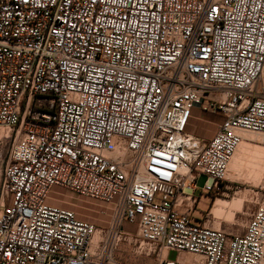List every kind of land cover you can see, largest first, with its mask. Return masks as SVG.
I'll use <instances>...</instances> for the list:
<instances>
[{
  "label": "built area",
  "instance_id": "built-area-1",
  "mask_svg": "<svg viewBox=\"0 0 264 264\" xmlns=\"http://www.w3.org/2000/svg\"><path fill=\"white\" fill-rule=\"evenodd\" d=\"M196 106L223 117L208 140ZM0 126V264H123L122 242L264 264V177L243 233L194 220L200 177L228 189L243 134L264 135V0H0ZM56 186L109 225L51 205Z\"/></svg>",
  "mask_w": 264,
  "mask_h": 264
},
{
  "label": "rangeland",
  "instance_id": "rangeland-1",
  "mask_svg": "<svg viewBox=\"0 0 264 264\" xmlns=\"http://www.w3.org/2000/svg\"><path fill=\"white\" fill-rule=\"evenodd\" d=\"M215 120V114H212L200 106H196L192 110L187 131L194 132L202 136H208L211 134L213 127H215ZM0 127L3 128L2 126ZM8 137L0 136V150H2L4 154L10 150V147L15 141L14 134L11 137L9 135ZM245 142L246 145L244 144ZM244 143V145L242 144L236 153L237 156L241 155L239 157V161L234 158V161H238V167L233 171V177H239V179L228 182V189L221 191L218 195L213 194L214 196H210L205 192L202 193L206 176L203 175L198 180L197 194L200 195V202L194 213V220L197 223H201L202 220H207L208 224L215 228L225 229L226 231L235 234H241L244 232V227L249 221L250 215L256 206L254 202L256 186L258 185L260 179L264 177V142L244 139ZM241 149H244L242 153ZM84 198L88 200L84 213L87 217H90L89 219L91 220L93 219L92 217H95L93 210L96 209L99 211L97 214L104 215V210L107 206L112 209V205L106 202L86 197ZM218 198H221L226 202L217 212H214L215 202ZM113 216L114 211L111 219L107 223V226L111 222ZM129 244L135 255L142 257V259L145 260L149 259L150 261H155L156 256L154 254H137L134 251V245L131 243Z\"/></svg>",
  "mask_w": 264,
  "mask_h": 264
},
{
  "label": "crops",
  "instance_id": "crops-1",
  "mask_svg": "<svg viewBox=\"0 0 264 264\" xmlns=\"http://www.w3.org/2000/svg\"><path fill=\"white\" fill-rule=\"evenodd\" d=\"M210 112V111H209ZM212 114L216 115V120H215V127H213V130H211V134L208 136H202L198 135L194 132H190L195 134L196 136L208 140L212 138V136L217 132L219 124L222 122L223 117L215 112H211ZM246 145V142L244 143ZM243 144V145H244ZM241 153L243 152L244 149H241ZM241 155H236L235 158L236 160L239 161V157ZM235 160V159H234ZM238 161H233L231 165V169L228 172V178L231 179L232 181H235L239 179V177H233V171L237 169L238 167ZM87 201L84 197L74 193L67 191L66 189L56 186L53 188L50 197H49V203L51 205L55 206H64L66 208L72 209L77 213V216L82 219L86 220L89 222H93L99 226H107L108 221L111 219V216L113 215V210L107 206L105 208V213L104 215L97 214L99 211L98 210H93V214L95 217H92L93 219H89L90 217H87L84 213V209L87 205ZM226 201L218 198L215 204L214 212H217L219 208L225 203ZM123 229L127 232H130L131 234H136L137 232V226L135 224H131L128 222L123 223ZM115 257L118 261L122 262L123 264H160V259L155 258V261H150L149 259L145 260L142 259V257H139L135 255L132 252V248L129 243H122L115 251ZM162 259L167 260V259H176L180 263H185V264H192L193 260V255L185 253V252H178L175 250H168L164 253Z\"/></svg>",
  "mask_w": 264,
  "mask_h": 264
},
{
  "label": "bare ground",
  "instance_id": "bare-ground-1",
  "mask_svg": "<svg viewBox=\"0 0 264 264\" xmlns=\"http://www.w3.org/2000/svg\"><path fill=\"white\" fill-rule=\"evenodd\" d=\"M9 135H10V132L7 129H3V128L0 127V136L8 137ZM244 139L250 140V141H256V142H264V135L258 134V133H252V132H245L243 134V139H242L241 143L239 144V146H238L236 152L234 153V155L232 157V160H231V162L229 164V167H228V170H227V177H228V172L231 169L232 162L234 161L235 155H236L238 149L244 143ZM215 204H216V202H215Z\"/></svg>",
  "mask_w": 264,
  "mask_h": 264
},
{
  "label": "trees",
  "instance_id": "trees-1",
  "mask_svg": "<svg viewBox=\"0 0 264 264\" xmlns=\"http://www.w3.org/2000/svg\"><path fill=\"white\" fill-rule=\"evenodd\" d=\"M210 196H214L213 194H210Z\"/></svg>",
  "mask_w": 264,
  "mask_h": 264
}]
</instances>
